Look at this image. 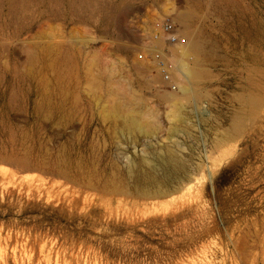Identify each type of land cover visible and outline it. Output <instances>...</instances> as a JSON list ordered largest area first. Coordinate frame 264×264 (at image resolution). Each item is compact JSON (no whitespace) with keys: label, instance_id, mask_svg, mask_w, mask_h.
<instances>
[{"label":"rangeland","instance_id":"374dc122","mask_svg":"<svg viewBox=\"0 0 264 264\" xmlns=\"http://www.w3.org/2000/svg\"><path fill=\"white\" fill-rule=\"evenodd\" d=\"M0 264H264V0H0Z\"/></svg>","mask_w":264,"mask_h":264},{"label":"bare ground","instance_id":"6f19581e","mask_svg":"<svg viewBox=\"0 0 264 264\" xmlns=\"http://www.w3.org/2000/svg\"><path fill=\"white\" fill-rule=\"evenodd\" d=\"M177 18H178L179 22L182 24V31H181L182 36L180 35L182 40L178 41L175 44H171L169 46L170 54L168 56V62H169L168 79L164 80V78H163V82L168 84V83H170V80L175 81V78H178V80H179L177 83L178 89L180 91H182L184 94H188L190 92L189 85H191L193 83H197L202 78L203 70H202L201 55L204 51V48H203V45L198 40H194L192 37L189 36V32H188L189 30L187 29V27L185 25V23H187V22L183 23V14L178 13ZM186 21H189V20H186ZM127 33L130 34V32H127ZM190 35H191V33H190ZM135 41H136V39H135ZM135 41H133V43ZM150 51H149V53H150ZM168 85H171V84H168ZM175 89H176V87H174V90ZM177 117L181 118L182 114L181 115L178 114ZM176 166L180 167V164L176 165ZM139 170H140L139 168L136 169V176L142 184H153V183L157 182V178L153 174V172L146 171V170H143V171H139ZM130 171L135 174V169L133 167L130 168ZM138 194L141 197H150V194L147 193L145 190L139 191ZM163 195H167V194H165V192L160 193V194L156 193L155 196H157V197L161 196L162 197ZM153 196H154V194H153Z\"/></svg>","mask_w":264,"mask_h":264},{"label":"built area","instance_id":"2783aa9c","mask_svg":"<svg viewBox=\"0 0 264 264\" xmlns=\"http://www.w3.org/2000/svg\"><path fill=\"white\" fill-rule=\"evenodd\" d=\"M182 40L178 33V25L175 24L170 18L155 24L154 33L152 34L151 45L152 54L157 60V67L159 73L164 80L168 79L169 62L168 56L169 46Z\"/></svg>","mask_w":264,"mask_h":264}]
</instances>
